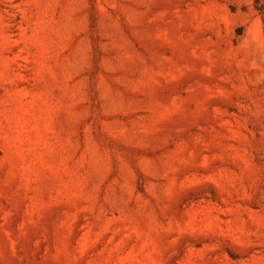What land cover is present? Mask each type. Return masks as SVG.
Here are the masks:
<instances>
[{
  "label": "rangeland",
  "instance_id": "374dc122",
  "mask_svg": "<svg viewBox=\"0 0 264 264\" xmlns=\"http://www.w3.org/2000/svg\"><path fill=\"white\" fill-rule=\"evenodd\" d=\"M0 264H264V0H0Z\"/></svg>",
  "mask_w": 264,
  "mask_h": 264
}]
</instances>
